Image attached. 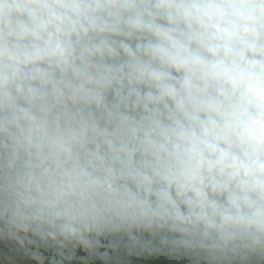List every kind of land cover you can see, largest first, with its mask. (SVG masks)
<instances>
[{"label":"clouds","instance_id":"clouds-1","mask_svg":"<svg viewBox=\"0 0 264 264\" xmlns=\"http://www.w3.org/2000/svg\"><path fill=\"white\" fill-rule=\"evenodd\" d=\"M0 264H264V0H0Z\"/></svg>","mask_w":264,"mask_h":264}]
</instances>
